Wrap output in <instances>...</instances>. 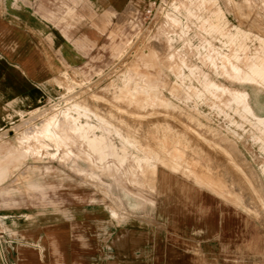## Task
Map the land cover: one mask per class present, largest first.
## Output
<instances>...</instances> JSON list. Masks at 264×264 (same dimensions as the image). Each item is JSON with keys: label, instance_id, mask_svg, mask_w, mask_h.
I'll return each instance as SVG.
<instances>
[{"label": "rangeland", "instance_id": "1", "mask_svg": "<svg viewBox=\"0 0 264 264\" xmlns=\"http://www.w3.org/2000/svg\"><path fill=\"white\" fill-rule=\"evenodd\" d=\"M164 1L156 22L121 16L85 66L51 60L47 95L0 129L23 156L3 186L37 203L63 171L65 192L150 200L158 167L239 205L263 244L264 0ZM17 195L0 211L40 207Z\"/></svg>", "mask_w": 264, "mask_h": 264}, {"label": "crops", "instance_id": "2", "mask_svg": "<svg viewBox=\"0 0 264 264\" xmlns=\"http://www.w3.org/2000/svg\"><path fill=\"white\" fill-rule=\"evenodd\" d=\"M152 1L0 0V129L47 95L53 58L85 66L113 23L139 17ZM19 157L0 146V199L19 194L3 186ZM60 176L54 197L36 203L17 195L39 208L0 211L8 215L0 264H72L80 256L83 264H264L254 216L168 171L157 167L150 200L128 198L118 186L65 192Z\"/></svg>", "mask_w": 264, "mask_h": 264}, {"label": "built area", "instance_id": "3", "mask_svg": "<svg viewBox=\"0 0 264 264\" xmlns=\"http://www.w3.org/2000/svg\"><path fill=\"white\" fill-rule=\"evenodd\" d=\"M167 8H169V4H167V1L154 0L143 11L144 16L142 17V19L144 20V22L147 23H150L152 21L156 22L157 19L156 17L158 12L163 11L165 9L167 10ZM7 221H8V215L0 214V247L3 245L5 241V237L7 235V227H6Z\"/></svg>", "mask_w": 264, "mask_h": 264}, {"label": "bare ground", "instance_id": "4", "mask_svg": "<svg viewBox=\"0 0 264 264\" xmlns=\"http://www.w3.org/2000/svg\"><path fill=\"white\" fill-rule=\"evenodd\" d=\"M15 233V232H14Z\"/></svg>", "mask_w": 264, "mask_h": 264}]
</instances>
